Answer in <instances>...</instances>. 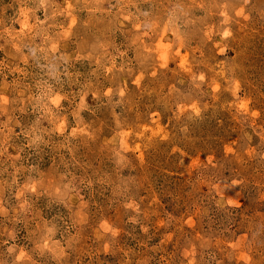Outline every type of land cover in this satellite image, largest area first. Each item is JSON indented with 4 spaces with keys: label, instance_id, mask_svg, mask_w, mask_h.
Masks as SVG:
<instances>
[{
    "label": "rangeland",
    "instance_id": "rangeland-1",
    "mask_svg": "<svg viewBox=\"0 0 264 264\" xmlns=\"http://www.w3.org/2000/svg\"><path fill=\"white\" fill-rule=\"evenodd\" d=\"M0 264H264V0H0Z\"/></svg>",
    "mask_w": 264,
    "mask_h": 264
}]
</instances>
